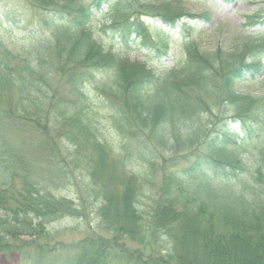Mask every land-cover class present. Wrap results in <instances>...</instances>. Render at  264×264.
Masks as SVG:
<instances>
[{
    "label": "trees",
    "instance_id": "1",
    "mask_svg": "<svg viewBox=\"0 0 264 264\" xmlns=\"http://www.w3.org/2000/svg\"><path fill=\"white\" fill-rule=\"evenodd\" d=\"M26 1L39 13L29 19L34 25L23 36L24 48L28 51L17 55L6 50L0 55V91L3 86H9L20 94L33 96L32 104L36 103L33 117L40 125H46L50 124L48 116L38 108L42 105L39 99L44 95L41 93L44 86L36 84L49 73L46 65L53 55L64 64L58 68L60 72L76 64L71 71L75 86L81 84L83 77L75 79V68L86 66L85 63L91 67L92 77L94 71L110 73L113 82H105L101 88L116 103L110 109V121L137 145L133 154L123 150L126 148L123 146V160L117 159L119 162L112 166L116 169L119 163L127 162L137 172L132 173L125 166L122 176H117V170L111 169L108 156L114 150L106 137L98 135L102 132L93 122L89 109L59 117L73 132L74 140L80 141L78 147L90 151L93 177L106 169L111 183L118 178L121 182L124 178L138 182V177H142L146 182L156 180L159 186L148 213L137 207L139 192L127 190L119 199L111 196L102 201L96 215L102 220L101 229L112 233V237L92 236L75 243L52 245L48 242L51 241L48 225L78 216L81 209L42 187L36 175L16 173L13 160L7 158L6 167L0 171V259H19L15 264H112L114 261L120 264H264V94L243 96L233 91L234 83L243 77L263 72L261 63L255 62L259 59L257 53H264V39L245 45L248 53L242 55L245 51L228 52L221 48L204 52L190 33L188 37L182 35L186 50L184 64L172 66L160 76L146 64L117 60L105 52L94 40L89 24L106 5L105 12L117 24H122L118 27L123 36L137 31L140 37H145L144 30L137 25L141 14L151 15L175 30L178 20L188 16L180 12L179 6L168 2L152 4L146 0ZM44 30L52 31L55 41L47 38L39 42ZM156 30L162 35L169 34L160 27ZM184 30L188 32L182 29L179 33ZM259 36L264 38V34ZM159 50L166 54L165 47ZM12 61L15 65L11 68ZM19 62H22L21 71ZM209 74L223 79L224 86L221 92L204 91L206 97L221 95L232 114L227 119L240 131L205 135L208 140L203 141V152H200L197 147L201 135L193 136L180 124L189 120L186 116L190 112H196L189 102L204 100L203 89L214 81L207 80ZM24 107L18 109L25 113ZM7 119L11 120L10 113L5 116L0 109V124ZM208 126L203 124V133L208 131ZM246 141L260 143L256 155L247 162L237 153ZM184 149L199 152L189 168L179 170L177 153ZM158 150L172 155L161 158ZM2 162L4 159L0 157ZM18 180L20 186L16 185ZM82 208L87 211L88 205ZM111 209L114 217L110 220ZM25 237L29 241H21ZM136 242L153 249L146 254L143 249L131 248L130 244Z\"/></svg>",
    "mask_w": 264,
    "mask_h": 264
},
{
    "label": "rangeland",
    "instance_id": "2",
    "mask_svg": "<svg viewBox=\"0 0 264 264\" xmlns=\"http://www.w3.org/2000/svg\"><path fill=\"white\" fill-rule=\"evenodd\" d=\"M146 1L152 4L173 3L174 6H179L180 12L189 17L184 16L178 20L176 29L170 30L153 16L141 14L140 23L138 22L137 25H140L139 28L144 30L145 37H140L137 31L130 36H123L118 27L122 24L113 21V16L105 12L107 9L105 5L103 12L96 14L94 20L89 24V28L93 32L94 40L102 46L105 52H110L117 60L146 64L151 71L160 76L166 69H170L172 66L181 67L184 64L186 50L182 35L188 37L190 33V37L194 38L204 52H214L221 48L228 52L242 53L245 51L242 55L248 53L245 45L256 44L254 42L264 39L259 36L264 34V26H262L264 25V0ZM14 13H19V15ZM35 13L39 12L33 11L26 0H0L1 56L6 53V50L17 55H23L28 51L24 48L26 45H24L23 36L26 30L30 29V25H34L29 19ZM5 14L8 16L6 17ZM156 27L169 31V34L162 35L159 30H156ZM182 29H186L188 32L184 30L179 33ZM123 34L125 33L123 32ZM47 38L55 41L52 31L41 32L39 42L47 41ZM163 47L166 48V54L159 50ZM256 56L259 59L255 63H261L263 72L243 77L242 80L234 83L233 91L239 95L259 97L264 94V53L258 52ZM147 57H149L148 61ZM245 62L250 63L246 58ZM62 63L53 55L46 65L49 73L43 80H40V83L36 84L37 87L44 86L43 92H41L44 95L39 99V104L42 105L37 107L47 114L48 117H46L50 124L40 125L42 123L36 122L37 119L35 121L33 116L36 103L32 104L33 96L20 94L9 86H3L0 91V109L5 113V116L9 113L11 116V120L7 119L0 124V157L4 159V162L0 164V171L4 170L3 167L5 168L7 165L5 162H8L7 158H10L13 160V169L16 173L24 175L30 172L34 176L36 175V181L42 187L59 199L74 202L75 206L81 209V214L78 216L65 217L48 225L47 229L51 238V241L48 242L52 245L75 243L92 236L112 237V233L101 229L102 220L96 215L97 207L101 205L102 201L111 198V196L119 199L127 190L139 192L136 194L139 196L137 207L142 212L148 213L154 202L153 199L157 197L158 190L156 189L159 186V182L156 183V180L146 182L142 177H138V182H130L125 178L121 182L118 178L111 183L106 169L102 170V174L96 173V176L93 177L94 163L92 162L93 157L92 161L90 160V151L86 147H78L81 145L80 141L74 140L73 132H70L67 124L63 123V118H60V115L71 114L73 111L78 114L89 109L93 122L102 132L98 135L106 137L113 148L112 152L114 150L108 156V162L112 170H117V176L118 174L122 176L125 166L130 172H137V168H132L133 166L127 162L125 165L119 163L116 169L112 166L113 163L119 162L118 160H123L124 151L121 150L123 146L126 147L123 150L129 154L137 149V145L134 139L124 134L110 121V109H113L112 105L114 103L115 106L116 103L115 100L108 99L101 88L105 82H113V76L109 75L110 73L102 71L95 73L94 71L92 77L89 74L91 67L85 63L89 69L86 70V66H77L84 68L83 71L80 68H75L77 70L75 79L81 78L83 75L80 79L81 84L75 86V82H72L71 71L76 64L68 65L65 71L60 72L58 68ZM9 65L12 68L15 61ZM18 66L21 71L22 62H19ZM209 75L207 80L214 81L207 84V89H203L202 86L204 100L202 102L191 100L189 105L196 112H190L186 116L189 117V120L185 124H180L183 130L190 131L193 136L201 135L199 137L200 145L197 147L200 152H203V141L208 140L205 135L215 136L224 130L231 134L240 131L236 124L234 125L227 119L232 114L228 112L229 107L225 105L223 97L221 95L206 97L204 91L216 93L215 90H219L221 92L224 86L223 79L213 74ZM205 103L207 104L206 108L204 107ZM19 106H25V113L18 109ZM207 123L209 124L208 131L203 133V124ZM259 147L260 143L258 142L246 141L241 144L237 153L247 162L250 161L252 155H256ZM197 149H184L177 153V156H180L179 170L187 169L194 163L199 152H195ZM191 153L193 156L188 157ZM171 155L169 152L158 150V156L161 158H163L162 156L170 158ZM20 184L19 180L16 181L17 186ZM96 201L98 202L93 204ZM86 205H88L87 211L82 208ZM108 215L110 220L114 217L113 209ZM29 239L25 237L21 241L27 242ZM42 242L45 243L46 240L43 239ZM130 247L143 249L146 254H149L153 249L150 245L143 246L140 242L130 244ZM17 260L13 257L10 260L0 259V264H15ZM112 264L120 263L114 261Z\"/></svg>",
    "mask_w": 264,
    "mask_h": 264
}]
</instances>
